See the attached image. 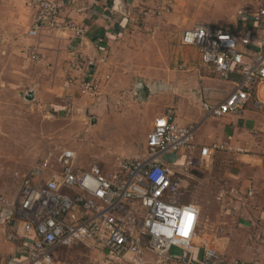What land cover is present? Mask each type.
Returning a JSON list of instances; mask_svg holds the SVG:
<instances>
[{
	"label": "built area",
	"instance_id": "obj_1",
	"mask_svg": "<svg viewBox=\"0 0 264 264\" xmlns=\"http://www.w3.org/2000/svg\"><path fill=\"white\" fill-rule=\"evenodd\" d=\"M154 1V13L161 14L171 11L174 0ZM31 5L36 15L29 36L37 37L43 29L81 32L73 22L62 19L65 0H31ZM259 15L264 18V4ZM180 40L184 46L197 47L201 65L221 80L230 79L235 68L241 72V80L223 100H203L207 117L240 114L249 104L264 111V98L258 93L264 84V39L249 34L239 40L234 33L198 23L184 29ZM239 41L259 49L251 60L239 49ZM37 57L34 53L33 58ZM88 74L81 88L95 93L99 83L93 73ZM146 147L145 155L123 158L112 171L96 163L80 166L76 151L69 147L47 151L20 175V191L5 220L17 229L8 239L16 234L31 236L27 247L31 264L54 263L56 250L77 244L105 250L117 263L224 264L222 253L209 242L203 244L201 257L185 254L200 235L202 210L182 195L187 187L186 169L217 151L233 148L228 142L196 145L195 127L176 122L171 109L155 118ZM181 152L184 162L179 165L163 159Z\"/></svg>",
	"mask_w": 264,
	"mask_h": 264
},
{
	"label": "rangeland",
	"instance_id": "obj_2",
	"mask_svg": "<svg viewBox=\"0 0 264 264\" xmlns=\"http://www.w3.org/2000/svg\"><path fill=\"white\" fill-rule=\"evenodd\" d=\"M226 2L228 8L233 6ZM26 38V45L15 43L9 48L5 72L0 63V202L8 198L13 203L19 190L17 174L60 146L76 151L80 166L87 168L96 163L108 171L114 170L122 158L145 155L147 135L155 115L166 108V97L170 93L184 95V88L192 94L196 89L199 91L198 86L190 87L181 79L184 73L191 76L198 69L194 49L181 46L171 37L151 36L153 40L145 42L144 48L137 43L129 44L133 62L130 59L126 62L123 55L117 56L115 65L111 63L110 78L95 93L83 92L81 83L86 75L79 73L72 77L65 72L59 82L70 87L71 92L58 102L48 100L44 98L47 88L43 83L51 82V75L48 73L45 79L22 73L23 69L32 71L37 66V61L30 57L39 54L34 43L37 38ZM169 39L172 41L168 42ZM153 69L166 72L167 85L162 83L163 78L159 83L150 76L152 73L148 71ZM170 74L175 77L170 79ZM111 79L112 84L107 85ZM30 90H34L35 98H27ZM229 152L217 151L210 160L196 162L186 169L187 187L182 199L200 205V230L205 242L217 246L224 260L241 263L247 261V256L241 254L244 250H232V243L238 240V245L247 246L244 239L250 240L249 234L253 232L256 245L264 246V220L259 201L254 195H246L236 176L239 162ZM166 158L168 162L175 160ZM181 162L183 158L175 161L178 165ZM68 247L59 253L61 260H65L61 264H114L108 256L99 258L94 253L96 248L81 244ZM172 251L179 252L176 248Z\"/></svg>",
	"mask_w": 264,
	"mask_h": 264
},
{
	"label": "crops",
	"instance_id": "obj_3",
	"mask_svg": "<svg viewBox=\"0 0 264 264\" xmlns=\"http://www.w3.org/2000/svg\"><path fill=\"white\" fill-rule=\"evenodd\" d=\"M226 1L231 2L233 6L228 8ZM156 4L154 0H65L62 19L73 22L81 32L77 34L76 29H43L39 36L31 37L27 31L32 27L36 15V8L31 5V0H0V63L3 72L8 62L9 48L15 43L24 45L26 37L37 38L34 43L38 45H36L38 57L29 56L30 59L37 61L35 64L37 66L32 71L23 69L22 73L45 79L49 73L52 81L43 83L47 88L44 98L58 102L65 93L71 92L70 87L63 86L59 82L65 72L72 77L79 73L84 75L93 73L101 88L105 80L110 78L111 63L115 65L117 56L123 55L126 62L129 59L133 62V53L129 44L137 43L135 45L144 48L145 42L153 40L151 36H162L163 39L171 37L184 46L180 40L184 29L198 23H208L234 33L239 40L249 34L255 35L256 39H264V18L259 15L264 0H174L171 11L161 14L154 13L153 8ZM172 40L169 39L168 42ZM184 47L194 49L197 54L198 69L195 70L194 75H188L189 77L182 71L184 73L181 76L182 82H187L190 87L198 86L199 91L196 89L192 94L189 89L178 88L184 95L176 96L170 93L165 99L166 108L155 115V118L171 109L176 122L195 127L196 145L228 142L233 148L229 153H232L239 162L236 176L240 178L246 195L249 197L254 195L256 201H259L261 219L264 220V111L257 110L249 104L240 114H227L219 118L207 117L202 108L203 100L212 103L223 100L241 80V72L235 68L230 79L221 80L212 70L201 65L197 47ZM239 49L248 55L247 61L251 60L259 50L253 44L246 46L240 41ZM154 62L153 59L152 63L155 64ZM200 70L205 72L204 75ZM148 73H152L150 76L155 77L159 83L163 78L162 83L167 85L166 72L153 69ZM168 77L171 79L175 76L170 74ZM111 81L112 79L107 85L112 84ZM29 92L34 93L33 98L36 97L34 90L28 91L27 94ZM258 93L264 98V84L259 85ZM166 157H175L171 163L178 162L181 158L184 162L182 152L165 155L163 159L168 162ZM208 160L210 158L202 163ZM20 175L21 173L17 174L18 194L21 184ZM250 189L253 190L252 194H249ZM7 199L3 198L0 202V264H25L29 261L27 247L31 244V236L19 237L16 234L14 239H8V234L15 233L17 227L5 222L13 212V203ZM15 200L14 198L13 201ZM199 234L192 249L185 252L186 255L201 257L205 239L201 235V230ZM252 234L253 232L249 234L250 240L244 239L247 246L238 245L239 242L236 240L230 247L232 250L233 248L244 250L241 254L247 256V261L239 263L230 260L228 262L225 259L224 264H264V246L256 245ZM256 237L260 238V234ZM63 250L65 247L56 250L55 264L65 263V260H61L59 256ZM94 253L99 258L108 256L102 249H97ZM113 263L117 262L113 261Z\"/></svg>",
	"mask_w": 264,
	"mask_h": 264
},
{
	"label": "water",
	"instance_id": "obj_4",
	"mask_svg": "<svg viewBox=\"0 0 264 264\" xmlns=\"http://www.w3.org/2000/svg\"><path fill=\"white\" fill-rule=\"evenodd\" d=\"M33 96H34V93H33V92H29V93L27 94V98H29V99H32Z\"/></svg>",
	"mask_w": 264,
	"mask_h": 264
}]
</instances>
